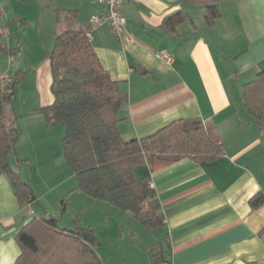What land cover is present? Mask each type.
Here are the masks:
<instances>
[{
	"label": "crops",
	"instance_id": "crops-1",
	"mask_svg": "<svg viewBox=\"0 0 264 264\" xmlns=\"http://www.w3.org/2000/svg\"><path fill=\"white\" fill-rule=\"evenodd\" d=\"M4 5L22 19L28 18L22 12L25 6L34 9L40 19L48 21L52 41L58 34L88 25L93 14L102 12L94 0H9L6 4L0 0V10ZM218 8L220 18L207 28L200 5L181 0H129L119 7L126 21L119 39L106 25L91 28L89 41L102 67L128 94L119 112L118 130L123 140L145 138L176 120L200 119L224 151L212 163L184 159L135 167L138 178L150 179L165 225L146 230L130 213L111 210L115 220H106L103 238L94 234L99 243L96 252L104 264H151L149 248L161 247L163 242L169 249V264H264V237L259 236L264 227V205L256 210L248 205L257 193L264 195V147L242 99V86L264 69V0H225ZM178 11L186 13L189 20L180 24L174 35L166 34L160 29L163 19ZM68 12L72 13L66 16ZM39 20L38 36L32 43L28 44L29 25L20 27L14 19L5 40L9 49L19 48L20 55L26 53L29 59L32 53L35 57L43 54L36 71L42 106L32 109L36 117L31 119L34 127H29L37 133L45 128L38 109L53 102L47 59L51 50L40 45L43 39L38 31L43 24ZM36 48L38 53L31 52ZM161 53L170 61L162 59ZM18 125L21 136L9 158L10 166L15 164L22 179L35 189L36 183L42 182L38 162L49 164L54 155L57 166L60 164L64 126L45 130L44 138H34L19 119ZM18 160L28 164H18ZM29 166L31 176L27 179ZM35 167L38 173L34 176ZM65 172L64 189L58 193L69 198L70 210L66 208L64 213L73 220L81 214L76 213L71 198L80 191L74 190L73 173ZM35 200L31 208L37 216ZM82 211L85 213V208ZM31 218L28 209L18 206L6 176L0 174V264L15 263L20 255L16 235ZM80 223L84 229L91 227H85L84 220ZM118 241L122 245L116 248Z\"/></svg>",
	"mask_w": 264,
	"mask_h": 264
},
{
	"label": "trees",
	"instance_id": "trees-1",
	"mask_svg": "<svg viewBox=\"0 0 264 264\" xmlns=\"http://www.w3.org/2000/svg\"><path fill=\"white\" fill-rule=\"evenodd\" d=\"M181 1L200 5L206 27L212 28L220 18L218 3L225 0ZM69 13L72 12L66 16ZM15 20L21 26L27 23L19 16ZM187 20L188 15L178 11L165 17L160 29L174 35ZM90 32L89 25H81L55 36L53 48L47 53L53 102L38 111L45 129L64 126L60 144L64 161L76 180L74 190L130 213L146 230L162 228L165 219L156 191L150 179L136 176L134 168L151 166L155 161L177 163L184 159L212 163L224 155L222 145L207 134L200 119L176 120L145 138L123 140L118 130L119 112L128 94L102 67L89 41ZM6 33L0 29V61L2 56L19 54V48L9 49L5 44ZM25 75L24 70L0 73V174L8 179L20 208L36 199L30 184L12 170L9 161L21 136L14 101L16 87ZM242 99L264 147V69L242 86ZM18 164L28 161L18 160ZM58 205L64 212L65 199L61 198ZM248 205L253 210L262 207L263 193L254 195ZM72 222L73 229L69 231L60 229L58 220L50 216H33L16 235L20 255L14 264H104L96 252L99 243L94 231L82 228L76 216ZM259 236L264 237V227ZM149 252L151 264H169L160 244L150 247Z\"/></svg>",
	"mask_w": 264,
	"mask_h": 264
},
{
	"label": "rangeland",
	"instance_id": "rangeland-1",
	"mask_svg": "<svg viewBox=\"0 0 264 264\" xmlns=\"http://www.w3.org/2000/svg\"><path fill=\"white\" fill-rule=\"evenodd\" d=\"M1 1L3 4H6L9 0H1ZM1 12L2 14L0 16V29L7 32L4 36V42H5L6 37L8 36V30L10 28L9 26L11 25V21L14 18H16L17 15L14 13V11L12 10L10 6H6V5H4ZM22 12L24 14H27L28 16V18L25 19L27 22L25 26L29 25L28 28L26 27V29L28 30L30 34L29 37H31L30 39L31 41L28 42V44H30L38 36L36 34L37 32L35 31H37L36 28L38 26V20L40 18H39V15H37L38 13L34 12V9L32 8L29 9V6H25ZM11 17H12V20L8 24ZM39 21L42 22L43 24L41 27H39V31H38V34L43 39L40 45L43 49L46 47L50 51L53 48L54 40L52 41V35L48 27V21H46V19H40ZM14 23H18L20 27H25V26H21L19 21L15 20ZM44 25H46L47 28H45ZM38 50L39 49L36 48V49H33L31 52L36 51L38 53ZM42 56L43 54L40 55V52L38 53L37 57H35V53H32V56H30V59H29L27 58L26 53H23L22 55H20L19 53L17 56H14V57L2 56L1 61H0V73L2 74H10L18 70L26 71V75L24 79L21 80V82L16 87V98L14 101V111L17 115V119H19L20 124L24 126L23 128L25 129V132H27V129H29V127L33 126V120L31 119L36 117V116H32L33 114L32 109L34 107L42 106V103H41L42 95H41L40 89L38 88L36 84L37 66L39 65L40 62H42L43 60ZM30 66H32L31 71L28 72ZM42 81L44 84L45 82L44 77H42ZM38 112H35V113H38ZM38 116L39 115H37V117ZM45 130L47 129L45 128L44 130L40 129L39 132L37 133L35 129L33 131L29 129L30 133L34 135V138H36V136H39V137L41 136L42 138H44L43 135L45 133ZM57 162H58L57 157L54 155L49 164L46 163V165H43L44 163L42 164L38 162V166H39L38 172L39 173L36 171L37 169L35 167L34 176L37 173L39 175H42V177L40 178L42 182H39L38 184L36 183L35 189L32 187L30 182L24 179L23 180L27 183H30V186L33 192L34 193L36 192V196H38V198L36 197L37 201L35 200V203H34V210L37 213L36 214L37 217L42 218L45 216H50L51 218L58 220L59 228H66V229L72 228L73 229V222H72L71 217L69 215H65L64 212H61L59 205H58V202L61 198L65 199L66 205L69 204V198L66 195L62 196V195H59L58 193L59 190L64 189L62 188V185L65 181L64 175H63L64 171H66L65 173L71 172L64 161L63 152L61 156L59 157L60 164L58 166H57ZM13 166L14 168L11 167L13 168L12 170L15 172H18L16 165L13 164ZM26 172H27L26 178L28 179V177L31 176L30 166L26 168ZM72 195L73 196L71 200L75 203L74 206L77 210L76 213L81 214V217L73 214L74 217L76 216L79 218V220L80 219L84 220L85 227L91 226L90 228L94 231V234L96 233L100 237L103 238L104 233L102 231L105 227H107L105 222L107 219H110L111 217L110 215L113 214L111 210L117 209V208L110 206L108 203L93 200L85 196L84 194H81L80 192H77V194L74 193ZM77 195H81L83 200H81L79 196ZM69 207H70V204H69ZM69 207L67 205L66 210L69 211L70 210ZM83 208H85L86 210L85 213L82 211ZM117 211L119 210L117 209ZM114 220L115 219H113V221ZM109 222L113 223L112 220H109ZM119 245H122L121 241H118L115 247L118 248Z\"/></svg>",
	"mask_w": 264,
	"mask_h": 264
},
{
	"label": "built area",
	"instance_id": "built-area-1",
	"mask_svg": "<svg viewBox=\"0 0 264 264\" xmlns=\"http://www.w3.org/2000/svg\"><path fill=\"white\" fill-rule=\"evenodd\" d=\"M99 6L102 7V12L99 14H93L88 22V25L91 28L100 27L103 25L108 26L116 38L121 37V28L125 25L126 21L122 14L119 12V7L122 3H125L129 0H94ZM89 36V35H88ZM160 57L167 62L170 59L164 54L161 53ZM32 203L26 205L30 216H35L32 211Z\"/></svg>",
	"mask_w": 264,
	"mask_h": 264
},
{
	"label": "water",
	"instance_id": "water-1",
	"mask_svg": "<svg viewBox=\"0 0 264 264\" xmlns=\"http://www.w3.org/2000/svg\"><path fill=\"white\" fill-rule=\"evenodd\" d=\"M83 237H84L85 239H90V237H88V236H86V235H84ZM161 248H162L163 258L166 259V258L169 256V250H168V248H167L166 243L163 242V243L161 244Z\"/></svg>",
	"mask_w": 264,
	"mask_h": 264
}]
</instances>
